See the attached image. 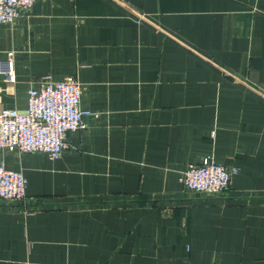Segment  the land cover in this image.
Instances as JSON below:
<instances>
[{
    "label": "crops",
    "instance_id": "obj_1",
    "mask_svg": "<svg viewBox=\"0 0 264 264\" xmlns=\"http://www.w3.org/2000/svg\"><path fill=\"white\" fill-rule=\"evenodd\" d=\"M8 51L0 109L74 77L86 114L56 158L0 149V264H264V0H35ZM203 156L236 166L219 194L179 182Z\"/></svg>",
    "mask_w": 264,
    "mask_h": 264
},
{
    "label": "built area",
    "instance_id": "obj_2",
    "mask_svg": "<svg viewBox=\"0 0 264 264\" xmlns=\"http://www.w3.org/2000/svg\"><path fill=\"white\" fill-rule=\"evenodd\" d=\"M35 0H0V24H11L26 13ZM11 52L0 59V74L14 81ZM80 83L74 77L59 80L39 79L36 86L26 90L23 110L0 109V149L17 153L42 152L50 158L60 155L66 146L65 133L83 126L79 107ZM236 166L224 165L210 156L189 162L180 171L179 182L184 190L216 195L227 189ZM26 179L19 169L8 168L0 160V201L21 203L25 198ZM31 212L34 206H26ZM236 264V263H227Z\"/></svg>",
    "mask_w": 264,
    "mask_h": 264
}]
</instances>
